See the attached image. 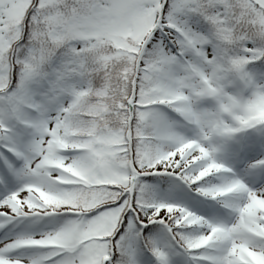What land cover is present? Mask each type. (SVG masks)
Returning a JSON list of instances; mask_svg holds the SVG:
<instances>
[{
	"label": "snow or ice",
	"instance_id": "6c2138e0",
	"mask_svg": "<svg viewBox=\"0 0 264 264\" xmlns=\"http://www.w3.org/2000/svg\"><path fill=\"white\" fill-rule=\"evenodd\" d=\"M0 264H264V0H0Z\"/></svg>",
	"mask_w": 264,
	"mask_h": 264
}]
</instances>
